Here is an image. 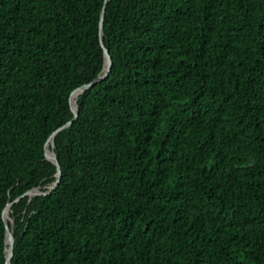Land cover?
I'll use <instances>...</instances> for the list:
<instances>
[{"label": "trees", "instance_id": "1", "mask_svg": "<svg viewBox=\"0 0 264 264\" xmlns=\"http://www.w3.org/2000/svg\"><path fill=\"white\" fill-rule=\"evenodd\" d=\"M9 204L10 264H264V0H0V264Z\"/></svg>", "mask_w": 264, "mask_h": 264}, {"label": "water", "instance_id": "2", "mask_svg": "<svg viewBox=\"0 0 264 264\" xmlns=\"http://www.w3.org/2000/svg\"><path fill=\"white\" fill-rule=\"evenodd\" d=\"M103 13L104 10H102V14H101V20H100V43H101V47L103 49V53H104V59H105V64H104V68H103V75L99 76L95 81H93L92 83L85 85L79 89H77L76 91H74L71 96H70V106L72 109V112L74 114V119H76L77 117V111H78V107L76 105V103L72 102V96L74 94H81L82 92H84L85 90L89 89L90 87H92L95 83L103 80L104 78L107 77L110 67H111V58L108 54V51L104 48L103 42H102V21H103ZM72 121L68 122L66 125H64L62 128L58 129L57 131H55L49 138V140L46 143L45 146V158L46 160H48L49 162H51L55 167H56V177H57V181L53 184V186L50 188V190L46 193L41 192L40 189L36 188L34 190L29 191L28 193H26L24 196H28V197H34L37 195H47L49 194L51 191H53L56 186L59 183V179H60V167L58 165V162L56 160V156L54 154V152L52 150H48L49 145H51V149H53V139L56 136V134L69 127L71 125ZM11 204H9L3 211L2 213V220L4 223V228H5V246H6V250H5V263L4 264H10V260L13 254V245H14V235H13V231H14V222L12 219H10L9 221L5 219V211L7 209H10Z\"/></svg>", "mask_w": 264, "mask_h": 264}, {"label": "bare ground", "instance_id": "3", "mask_svg": "<svg viewBox=\"0 0 264 264\" xmlns=\"http://www.w3.org/2000/svg\"><path fill=\"white\" fill-rule=\"evenodd\" d=\"M77 97H78L77 94H74V95L72 96V102H73V103L76 102ZM4 216H5V219H6V220L9 219V209H7V210L5 211Z\"/></svg>", "mask_w": 264, "mask_h": 264}, {"label": "rangeland", "instance_id": "4", "mask_svg": "<svg viewBox=\"0 0 264 264\" xmlns=\"http://www.w3.org/2000/svg\"><path fill=\"white\" fill-rule=\"evenodd\" d=\"M51 188V187H50ZM50 188H49V190H50ZM10 220V217H9V219H8V221Z\"/></svg>", "mask_w": 264, "mask_h": 264}]
</instances>
